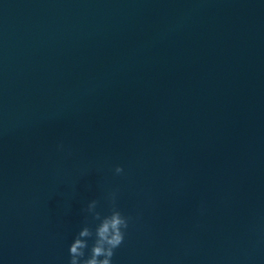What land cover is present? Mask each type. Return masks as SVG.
I'll use <instances>...</instances> for the list:
<instances>
[{
	"label": "water",
	"instance_id": "95a60500",
	"mask_svg": "<svg viewBox=\"0 0 264 264\" xmlns=\"http://www.w3.org/2000/svg\"><path fill=\"white\" fill-rule=\"evenodd\" d=\"M113 194V264H264V0H0V264Z\"/></svg>",
	"mask_w": 264,
	"mask_h": 264
},
{
	"label": "clouds",
	"instance_id": "9594fccd",
	"mask_svg": "<svg viewBox=\"0 0 264 264\" xmlns=\"http://www.w3.org/2000/svg\"><path fill=\"white\" fill-rule=\"evenodd\" d=\"M124 171L117 166L115 172ZM112 210L110 214L102 216L96 211L98 201L92 200L87 211L92 213L94 220L99 221L93 229L89 224L79 231L69 248V264H113L115 250L125 241L126 230L129 228L131 217L126 216L117 206L115 194L112 195ZM94 237L89 249V239Z\"/></svg>",
	"mask_w": 264,
	"mask_h": 264
}]
</instances>
